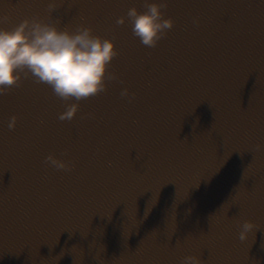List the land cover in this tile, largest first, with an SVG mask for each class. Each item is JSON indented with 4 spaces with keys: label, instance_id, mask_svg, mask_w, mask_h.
<instances>
[{
    "label": "water",
    "instance_id": "1",
    "mask_svg": "<svg viewBox=\"0 0 264 264\" xmlns=\"http://www.w3.org/2000/svg\"><path fill=\"white\" fill-rule=\"evenodd\" d=\"M131 5L0 0V26L85 24L118 49L72 119L26 70L0 94V264H264V0H168L155 46L116 22Z\"/></svg>",
    "mask_w": 264,
    "mask_h": 264
},
{
    "label": "clouds",
    "instance_id": "2",
    "mask_svg": "<svg viewBox=\"0 0 264 264\" xmlns=\"http://www.w3.org/2000/svg\"><path fill=\"white\" fill-rule=\"evenodd\" d=\"M168 0H144L145 7L131 5L126 15L116 22H131L134 35L148 46H155L174 24V18L166 16L163 8ZM54 3L50 4V8ZM199 23V18H193ZM118 54L114 40L94 33L91 26L81 24L75 29L60 27L57 23L38 16L24 17L13 27L0 26V94L21 79V72H29L38 81L46 82L55 94L65 100H73L59 118L72 119L81 99L95 95L107 87L108 79L117 78L107 71L113 57ZM122 96L129 95L127 87L121 89ZM16 117L9 120L14 128ZM259 147V145H258ZM56 168L69 169L72 162L49 153L45 157ZM239 238L246 240L259 226L251 219L238 221ZM181 264H203L195 253L181 258Z\"/></svg>",
    "mask_w": 264,
    "mask_h": 264
}]
</instances>
